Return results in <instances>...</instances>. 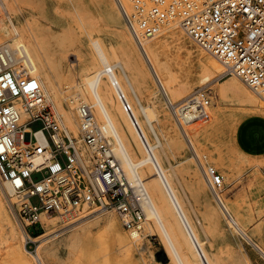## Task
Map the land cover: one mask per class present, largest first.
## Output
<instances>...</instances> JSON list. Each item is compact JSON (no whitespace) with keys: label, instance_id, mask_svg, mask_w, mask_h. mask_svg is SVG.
Instances as JSON below:
<instances>
[{"label":"rangeland","instance_id":"obj_1","mask_svg":"<svg viewBox=\"0 0 264 264\" xmlns=\"http://www.w3.org/2000/svg\"><path fill=\"white\" fill-rule=\"evenodd\" d=\"M3 1L5 8L0 18V39L12 44L17 38L29 47L33 45L38 50L42 48L40 54L55 74L61 105L64 108L71 105L76 115L78 111L75 105L91 103L88 97V102L84 96L77 97L82 84L80 80L87 73L103 66L97 44L106 51L121 83L138 109L151 140L157 143L158 137L161 141L156 152L184 208L194 221L213 263L264 264V255L249 238L228 225L203 170L213 166L224 176V186L220 191L224 200L229 204L238 203L243 209L249 210L246 233L264 251V150L253 151L242 146L243 143L240 145L237 136L238 132L239 136L245 135L246 125L254 120L259 127L252 131L256 137L261 134L264 137V116L250 117V114L256 113L255 109L247 105V96L238 87L224 99L216 91L222 82L233 80H238L253 93L252 89L239 77H222L223 73H211L212 83H206L202 75L201 57L208 51L195 43L177 22L169 24L159 35L143 40L159 44L160 61L167 67L164 71L173 78L174 84L180 85L182 96H185L180 104L201 90L210 98L211 104L206 108L209 117L195 123L184 120L183 126L187 131L194 134L196 129L199 131L203 126L213 123V112H219L217 129L208 135L197 152L192 151L172 106L167 103L141 55L140 43L129 28L117 0ZM123 2L127 10L131 11V1ZM10 20L15 23L19 35L12 30ZM172 31L176 35H172ZM51 32L56 36L51 38ZM127 33L133 44L127 41ZM122 67H125L129 79ZM78 98L80 100L77 102ZM75 99L76 102H73ZM50 101L51 110L59 117L56 105ZM142 105L147 108V120ZM179 111L182 117L187 118L186 121L193 117L186 116L183 107ZM96 119L103 123L101 119ZM60 124L62 127V122ZM31 126L37 129L41 124L32 123ZM236 126L239 129L235 131ZM75 137L84 150L88 149L81 140V132ZM219 153L224 154L231 163L222 161L218 157ZM40 177V174L34 175L35 179ZM154 179L159 177L153 167L152 171H147L143 176V180L147 184ZM255 186L260 189L259 198L252 195L251 188ZM34 202H37V198H34ZM18 206L16 193L10 195L5 181L0 178V264H175L159 226L151 219L144 221L141 238L133 241L130 231L123 225L115 209L83 206L80 218L73 222H66L59 216L42 214L41 220L47 216L54 224L47 226L42 222V226L29 227L30 232L39 227V232L43 234L37 239L32 237L37 241L32 242L22 236L21 229L24 226Z\"/></svg>","mask_w":264,"mask_h":264},{"label":"built area","instance_id":"obj_2","mask_svg":"<svg viewBox=\"0 0 264 264\" xmlns=\"http://www.w3.org/2000/svg\"><path fill=\"white\" fill-rule=\"evenodd\" d=\"M117 1L140 44L177 22L195 43L223 62L222 77H239L264 101V0H130L131 11L123 0ZM4 8L0 0V18ZM119 92L124 109L132 112ZM170 104L184 127V122L207 117L211 103L201 90L181 104ZM180 107L186 116L194 115L190 121H184ZM78 113L86 150L62 130L40 81L16 66L10 49H0V178L18 197L28 241L35 242L28 229L42 226V214L73 222L83 206L115 209L130 232H140L147 220L143 204L148 194L142 182L127 177L91 107L81 103ZM32 123L41 126L33 129ZM204 172L218 196L223 175L213 166ZM35 174L41 177L35 179Z\"/></svg>","mask_w":264,"mask_h":264},{"label":"bare ground","instance_id":"obj_3","mask_svg":"<svg viewBox=\"0 0 264 264\" xmlns=\"http://www.w3.org/2000/svg\"><path fill=\"white\" fill-rule=\"evenodd\" d=\"M116 11L118 13V10ZM118 20L116 21L118 22ZM10 22L12 30H14L15 33L17 32V34L19 35V30L17 29L15 23L12 20H10ZM26 28L28 27L26 26ZM10 32L12 31L10 30ZM129 34L127 33L126 39L129 43L133 44V40ZM171 34L176 35L174 31H172ZM50 36L51 38H53L56 36V34L54 32H51ZM35 47L36 46L33 45L29 47V45H26L22 42L21 39L17 38L12 44L8 40L2 41L0 39V49L8 48L12 51L13 60L14 63L17 64V67L23 66L27 74L35 76L40 81L41 87L45 91L43 93L46 97V100H51L50 102H54V104L56 105V110L60 117V122H62L64 132L70 137L78 136L79 132H81V119L79 113H77L76 115L73 109L74 107H72L71 105L69 108H64L61 105L60 95L54 77L55 74L49 69L47 63H45V61L43 60L42 55L39 51L41 50L43 52L42 48L38 50ZM158 48L159 44H152L148 41L140 44L141 55L153 78L159 85V89L165 96L167 103H170L171 101L175 105H178L181 99L185 96H182L180 85L174 84L173 78L171 76L169 77V75L165 73L164 70H167V67H164L160 61ZM61 49H64V47H62ZM97 49L100 56L97 57L101 59V65L103 66L87 73L83 77V79L80 80L82 81V84L80 86V92L77 94V97L84 96L85 99L88 97L91 100L89 106L92 107V111L95 113L96 118H99L101 119V121H103V129L110 143L112 144L114 154L120 161L125 174L131 181L142 182V185L145 187L148 195L146 201L143 204L144 211L146 213L147 219H151L152 222L154 221L159 226L168 245V250L173 263L214 264L210 257V254L204 246V242L200 238L194 221L188 214L187 210L184 208V203L182 204L183 201L181 202V199L179 198L172 181L169 179L162 166V163L156 152V147L160 144L161 141L158 137H156L158 139L157 143H154L151 140L148 130L140 117L138 109L132 102V99L130 98L128 92L120 81L121 78L118 76L117 72L114 69L115 65L110 61L108 54L99 44H97ZM56 51L57 50L55 49V52ZM201 66L203 70L202 75L204 77V80L208 84L212 83L213 80L211 78V73L222 74L225 71L223 62L210 52L204 53L201 57ZM122 69L125 73L126 78L129 79L125 67H122ZM236 87L242 90V92L247 96V100L249 101L247 105H250L253 109H255L256 113L250 114V117L264 116V101L262 97L259 95V93L253 90V93L249 92L238 80H233L230 82L224 81L217 87L216 91L217 94L224 99V97L232 94ZM120 89L123 91L126 99L131 104L133 113L127 112L124 109L123 103L119 97ZM78 100L80 99L78 98L77 102ZM74 101L76 102V99L73 100V102ZM78 106L79 105H75L77 111ZM141 107L143 112L147 114V108L143 105ZM23 115L25 116V114ZM148 115L149 114L144 117L146 120L148 119ZM192 115L193 114H191V116ZM212 116L214 117V122L203 126L199 131L198 129H196L194 131V134L187 131V129L183 127V136L185 137L189 147L193 149L192 151L197 152L198 149L201 148L200 145H203L205 143L208 135L212 131L217 129L216 122L218 121L219 112L214 111ZM183 118L185 119L186 117L184 116ZM238 128L239 126H236L235 131L238 130ZM152 130H154V133L157 136V133L153 127ZM38 135L42 138L43 141L46 142L45 138L42 136L41 131L38 132ZM236 145L238 146L237 142ZM218 157L224 162L228 161L227 157L222 153H219ZM228 162L231 163L230 161ZM153 167L156 169L159 179H154L145 184L143 176L147 173V171H152ZM5 186L10 195L15 194L12 185L8 181H5ZM251 190L252 195H254V197L256 198H259L260 189L258 188V186L252 187ZM213 197H215L218 208L224 214L228 225L245 234L252 242V244L264 255V251L261 246L254 242V240L246 233V225L250 217V215L248 214L249 210L243 209L238 203H227L220 191L218 192V196L214 194ZM230 212L233 213V215H231ZM46 217H42V222L44 225L48 226L54 224V221L49 220ZM56 229L52 231H55ZM21 230L23 233L22 236L27 240L29 237L27 231L24 228ZM130 233L133 241L139 240L141 238L140 232ZM20 239H22V237ZM140 245L141 244H139V246ZM27 251L30 252L29 250ZM36 254H34V256H36ZM37 259L41 262L40 258Z\"/></svg>","mask_w":264,"mask_h":264},{"label":"crops","instance_id":"obj_4","mask_svg":"<svg viewBox=\"0 0 264 264\" xmlns=\"http://www.w3.org/2000/svg\"><path fill=\"white\" fill-rule=\"evenodd\" d=\"M242 126L244 129L245 126L244 125H242ZM246 126H247V129L246 128L244 129L246 132L243 130L246 133L245 135L239 136V132L237 133V136H238L239 141H240L239 142L240 145L243 143L242 146L248 147V149H251L253 151L264 150V137L262 136V134H261V136L259 135L256 137V134L254 133V131H252V129H254V130L258 129L259 126H258L257 122L252 120V122H250ZM28 232H29L30 236L35 238V239H37L43 235L39 232V227H36L34 232H30V230L28 229ZM263 238H264V234H263ZM35 242H37V241H35Z\"/></svg>","mask_w":264,"mask_h":264}]
</instances>
